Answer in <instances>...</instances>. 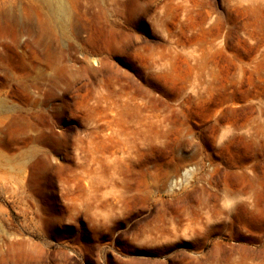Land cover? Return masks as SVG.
<instances>
[{"label": "rangeland", "instance_id": "374dc122", "mask_svg": "<svg viewBox=\"0 0 264 264\" xmlns=\"http://www.w3.org/2000/svg\"><path fill=\"white\" fill-rule=\"evenodd\" d=\"M0 264H264V0H0Z\"/></svg>", "mask_w": 264, "mask_h": 264}, {"label": "bare ground", "instance_id": "6f19581e", "mask_svg": "<svg viewBox=\"0 0 264 264\" xmlns=\"http://www.w3.org/2000/svg\"><path fill=\"white\" fill-rule=\"evenodd\" d=\"M35 98V97H34ZM129 108V107H128ZM261 123V122H260ZM259 126V125H258ZM167 129H168V127H166ZM253 131V130H252ZM259 136V135H258ZM122 139V138H121ZM109 142L110 143H113L114 142V139L112 138V137H110V139H109ZM115 143V142H114ZM118 146V145H117ZM116 154V152H114L113 153V155H115ZM95 155H93V157H94ZM96 157V156H95ZM88 163V162H87ZM189 173H190V171H189ZM188 174V172H186V175ZM191 174V173H190ZM192 177V176H191ZM88 192H89V196L91 195V193H92V191H91V187H89L88 188Z\"/></svg>", "mask_w": 264, "mask_h": 264}]
</instances>
